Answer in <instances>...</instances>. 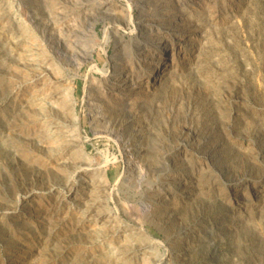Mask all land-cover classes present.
Instances as JSON below:
<instances>
[{"label": "rangeland", "instance_id": "1", "mask_svg": "<svg viewBox=\"0 0 264 264\" xmlns=\"http://www.w3.org/2000/svg\"><path fill=\"white\" fill-rule=\"evenodd\" d=\"M102 2L0 0V264H264V0Z\"/></svg>", "mask_w": 264, "mask_h": 264}, {"label": "bare ground", "instance_id": "2", "mask_svg": "<svg viewBox=\"0 0 264 264\" xmlns=\"http://www.w3.org/2000/svg\"><path fill=\"white\" fill-rule=\"evenodd\" d=\"M95 3L97 2V4L96 5H103V6H106V4H105V2H102V1H104V0H102L101 2H99L100 0H93ZM106 1H108V0H106ZM132 0H127V2H128V10H126V12H124L125 14H124V21L125 22H132V23H134V24H136L137 25V23L138 22H136L132 17H131V15L129 14L131 11H130V7H131V3L132 2H134V1H132ZM138 0H136V2H137ZM142 2V1H141ZM90 3V2H89ZM93 3V2H92ZM134 4H135V2H134ZM85 5V4H84ZM87 5V4H86ZM91 5V4H90ZM141 5V4H140ZM139 6V5H138ZM88 7V6H87ZM141 7H143V6H141ZM84 8V7H83ZM94 8H96V7H94ZM90 9V8H89ZM85 10V9H84ZM104 11V10H103ZM113 11V10H112ZM81 12V11H80ZM91 12V11H90ZM89 12V13H90ZM109 12V11H108ZM94 14V13H93ZM87 15V14H86ZM106 15V14H105ZM101 16V15H100ZM107 16V15H106ZM110 15H108V18H111V16L109 17ZM118 16V15H117ZM85 17V16H84ZM115 17V16H114ZM89 18V17H88ZM96 18V17H95ZM113 18V17H112ZM117 18V17H116ZM142 18V17H141ZM113 19H115V18H113ZM113 19H111V20H113ZM119 19V18H118ZM140 19V18H139ZM47 20V19H46ZM90 20V19H89ZM93 20H94V18H93ZM92 20V21H93ZM118 21V20H117ZM62 22V21H61ZM64 22V21H63ZM51 23V22H50ZM53 23V22H52ZM58 23V22H57ZM57 23H55V24H57ZM114 23V22H113ZM119 24V23H118ZM139 24H140V22H139ZM155 24V23H154ZM61 25V24H60ZM59 25V26H60ZM63 26V25H62ZM89 29H90V36H91V38H93L94 37V35H95V32H94V22H91L90 24H89ZM113 27V26H112ZM115 27H116V23H115ZM139 27V29L138 28H135V30L133 29V31L134 32H136V39H139V44L140 43H146V40H145V31L147 30L146 28H142L141 27V29H140V26H138ZM42 28H43V31L44 32H49V34L47 35L48 36V38L50 39V38H54L53 37V33H55V32H53V33H51V31L50 30H52V27L50 28V27H48L47 25H45V23H43L42 24ZM59 28V27H58ZM111 29V28H110ZM109 29V30H110ZM113 29V28H112ZM108 30V29H107ZM54 31V30H53ZM60 31V30H59ZM61 31H62V27H61ZM60 31V32H61ZM68 32V31H67ZM74 32H76V31H74ZM78 32V31H77ZM112 32V31H111ZM61 34V33H60ZM65 34H67V33H65ZM114 34V33H113ZM109 35V32H107V31H105V38H104V42L106 41V36H108ZM115 35V34H114ZM68 36H69V34H68ZM78 36V35H77ZM130 36V35H129ZM150 36V35H149ZM65 37V36H64ZM75 37V36H74ZM112 37V36H111ZM138 37V38H137ZM155 37V36H154ZM68 38V37H67ZM79 38V37H78ZM116 38V37H115ZM151 38V37H150ZM180 38V37H179ZM190 38V37H189ZM94 39V38H93ZM164 39V38H163ZM186 41H188L189 42V39L188 38H184ZM46 40V39H45ZM55 40V39H54ZM133 40H134V38H133ZM47 41V40H46ZM67 41V40H66ZM68 41H70V40H68ZM152 41H153V43H151V44H149L148 45V51H146L147 53H146V55H144V61H142L141 62V52L139 53V52H137L139 49H137L136 47L134 48V45H132V47L129 49V50H126L127 52H129V53H131L130 55V58H129V56H128V63L130 62V63H132V61H133V59L135 58L136 59V61L139 63V68L141 69V76H142V80H146V81H148V82H150V83H152V84H158L159 83V81H160V78H161V75L163 74V72L165 71V66H167L168 65V59H167V54H166V52H165V49H164V45H163V43L161 42V40H160V37H155L154 39H152ZM186 41H185V43H186ZM77 42V41H76ZM75 42V43H76ZM54 43V42H53ZM68 43H70V42H68ZM68 43H66L67 45H68ZM93 43H95V42H93ZM103 43V42H102ZM130 43V42H129ZM71 44V43H70ZM97 44H99V43H97ZM101 44V43H100ZM125 44V43H124ZM71 45H73V44H71ZM79 45V44H78ZM87 45V44H86ZM91 45V44H90ZM136 45V44H135ZM141 45V44H140ZM55 47H56V49L58 50V52L60 53V55L63 57V58H65V59H68L69 58V56H73L72 55V53H69L68 52V49H67V47L68 46H66L64 43H61L60 42V40L59 41H57L56 43H55V45H54ZM74 46V45H73ZM81 46V45H80ZM97 46V45H96ZM100 46V45H99ZM122 47H123V44L121 45ZM71 47V46H70ZM103 47V46H102ZM120 46L119 45H116L115 46V49H114V51H113V53H112V55L110 56V62H111V66L109 67V69L107 70V72H106V77L108 78L107 80H109V84H112L113 85V87H114V89H113V93L115 92V93H119V91L120 92H122L121 91V88H123V85H125V83L127 84V82L130 80V79H128V77L130 76V75H128V73H127V68H124L123 67V64L125 63V61L123 60V58L121 59V57L124 55L125 56V53L124 52H126V51H124L125 49L124 48H122V47H120L121 49H118ZM142 47V46H141ZM77 48V47H76ZM139 48V47H138ZM70 49V48H69ZM71 49H72V47H71ZM93 49H94V45L92 44L91 46H89V47H87V48H85V49H83L82 50V52L81 53H83V55L85 56V55H87V58L89 59V58H92V52H93ZM124 49V50H123ZM126 49H127V47H126ZM137 49V50H136ZM73 50V49H72ZM132 50V51H131ZM80 51V50H79ZM77 52V51H76ZM126 52V53H127ZM145 53V52H144ZM77 54H79L78 52L76 53V56H78L79 57V55H77ZM83 56V57H84ZM82 57V56H81ZM143 57V56H142ZM73 59V58H72ZM81 59H83V58H81ZM125 59V58H124ZM74 60V59H73ZM75 60H77V59H75ZM80 60V59H79ZM79 60H77V61H79ZM121 60H123V61H121ZM126 61V62H127ZM71 62V61H70ZM124 62V63H123ZM74 63V62H73ZM80 64V63H79ZM135 64V63H134ZM72 65V64H71ZM78 65V64H77ZM126 65H128V64H126ZM133 65V64H132ZM136 65V64H135ZM75 66V65H74ZM127 67V66H126ZM90 69H92V70H94V69H96V66H91L90 67ZM98 69V68H97ZM130 69V68H129ZM104 72V71H103ZM136 72V71H135ZM121 73H123V74H121ZM165 74V73H164ZM139 76V75H138ZM134 77V76H133ZM116 78H117V80H116ZM61 79H62V77H61ZM133 80V79H132ZM141 82V81H140ZM107 83H108V81H107ZM114 83V84H113ZM145 83V82H144ZM128 85V84H127ZM130 85V84H129ZM107 86V85H106ZM105 86V87H106ZM107 88V87H106ZM126 89V88H125ZM64 91V90H63ZM66 94V93H65ZM112 95V94H111ZM115 96V95H114ZM116 97V96H115ZM127 97V96H126ZM93 98V97H92ZM106 99V98H105ZM105 99H103V100H105ZM126 99V98H125ZM129 99V98H128ZM98 100V99H97ZM116 100V99H115ZM101 101V100H100ZM118 101V100H117ZM91 103H92V101H91ZM105 104H106V102H105ZM99 109L101 108L102 109V106H104V104H102V103H99ZM94 107V106H93ZM104 109V108H103ZM101 112H103V111H101ZM101 112H100V110H99V113L101 114ZM97 114V113H96ZM126 117V116H125ZM130 117V116H129ZM113 118V117H112ZM121 119H123V118H121ZM120 119V120H121ZM126 121V120H125ZM75 122V121H74ZM114 122V121H113ZM110 123V122H109ZM112 123V122H111ZM127 123V122H126ZM120 124H121V122H120ZM127 125V124H126ZM108 130V129H107ZM112 130L114 131V133H118V129H117V127L115 128V127H113L112 128ZM118 134H120V132L118 133ZM118 134H109L110 135V137L112 138V139H114L116 142H118V143H120V137H118L119 135ZM137 135V134H136ZM140 137V136H139ZM134 138V137H133ZM132 138V139H133ZM79 139V138H78ZM122 139V138H121ZM125 140V139H124ZM135 140V139H134ZM139 140V139H138ZM137 142V141H136ZM123 144V143H122ZM136 146H137V144H136ZM135 146V147H136ZM141 146V145H140ZM140 148V147H139ZM130 149V148H129ZM135 151H136V148H135ZM141 151V150H140ZM137 152V151H136ZM140 155V154H139ZM178 160V159H177ZM180 160V159H179ZM125 161V168H124V173L125 174H127V176H131L130 175V172H131V166H130V161H128L127 159H125L124 160ZM178 162V161H177ZM181 162H183V160L181 161ZM181 162H179L180 164H181ZM79 164V163H78ZM82 164V163H81ZM178 164V163H177ZM80 165V164H79ZM84 165H86V164H84ZM184 165V164H183ZM78 166V165H77ZM87 166V165H86ZM178 167H179V165H178ZM78 168L79 169H82L83 168V166H78ZM76 169V168H75ZM84 169V168H83ZM158 169V168H157ZM77 170V169H76ZM75 171V170H74ZM79 172V171H78ZM137 173V172H136ZM133 174V173H132ZM138 175V174H137ZM126 177V176H125ZM135 178V177H134ZM138 178V177H137ZM175 178V177H174ZM127 179V178H126ZM141 179H142V177H141ZM140 179V180H141ZM134 180V179H133ZM136 181V180H135ZM177 181V180H176ZM78 183V182H77ZM129 183V182H128ZM133 183V182H132ZM157 183V182H156ZM173 183V182H172ZM137 184H140V181L138 180V182H137ZM177 184V183H176ZM162 185V184H161ZM172 185V184H171ZM179 185V184H178ZM177 185V186H178ZM163 186V185H162ZM135 187V186H134ZM136 187H137V185H136ZM138 187H139V185H138ZM181 187V186H180ZM161 188V187H160ZM155 189V188H154ZM167 189V188H166ZM155 192H156V190H155ZM169 192V191H168ZM226 193V192H225ZM153 194V193H152ZM151 194V195H152ZM157 195H158V193H157ZM174 195V194H173ZM144 196V195H143ZM148 198V197H147ZM151 198V197H150ZM146 200V199H145ZM155 201L156 200H154V199H152L151 198V200L150 201H148V202H144L142 205H143V209L145 210V211H147V213H149L150 212V207H153L154 205H155ZM143 210V211H144ZM151 211H152V209H151ZM155 211V210H154ZM153 211V212H154ZM153 212H152V214H153ZM158 212V211H157ZM137 214V213H136ZM140 215V214H139ZM146 215V214H145ZM148 216V215H147ZM154 216V215H153ZM150 217V216H149ZM163 217V216H162ZM143 218V217H142ZM164 218V217H163ZM140 219V218H139ZM149 219V218H148ZM170 220V219H169ZM168 221V220H167ZM165 223V222H164ZM162 224V223H161ZM170 225H171V223H170ZM167 226V225H166ZM166 228V227H165ZM164 228V229H165ZM168 229H169V227H167ZM172 230V229H171ZM174 231V230H173ZM177 234V233H176ZM181 235H182V233H181ZM180 236V235H179ZM173 237V236H172ZM167 240V239H166ZM174 244V243H173ZM175 245V244H174ZM176 246V245H175ZM181 246V245H180ZM171 248H173V247H171ZM170 248V249H171ZM181 249V248H180ZM173 250V249H172ZM176 250V249H175ZM179 251V250H178ZM177 252V251H176ZM173 257H174V255H173ZM173 259V258H172ZM161 260V259H160ZM159 260V261H160ZM178 260V259H177ZM182 263V262H181ZM158 264V263H157ZM160 264V263H159Z\"/></svg>", "mask_w": 264, "mask_h": 264}]
</instances>
